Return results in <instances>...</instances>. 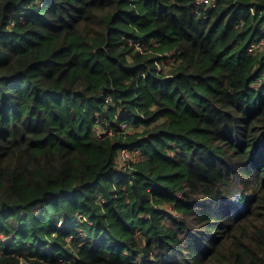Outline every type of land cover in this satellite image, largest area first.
<instances>
[{"label": "trees", "instance_id": "obj_1", "mask_svg": "<svg viewBox=\"0 0 264 264\" xmlns=\"http://www.w3.org/2000/svg\"><path fill=\"white\" fill-rule=\"evenodd\" d=\"M263 40L264 0H0V264H264Z\"/></svg>", "mask_w": 264, "mask_h": 264}, {"label": "built area", "instance_id": "obj_2", "mask_svg": "<svg viewBox=\"0 0 264 264\" xmlns=\"http://www.w3.org/2000/svg\"><path fill=\"white\" fill-rule=\"evenodd\" d=\"M198 1L203 2V1H210V0H198ZM263 43H264V40H263ZM137 153H138L137 150H134V149H130V148L121 149L119 153V161L120 162L133 161V158H136Z\"/></svg>", "mask_w": 264, "mask_h": 264}, {"label": "rangeland", "instance_id": "obj_3", "mask_svg": "<svg viewBox=\"0 0 264 264\" xmlns=\"http://www.w3.org/2000/svg\"><path fill=\"white\" fill-rule=\"evenodd\" d=\"M137 158H133V160H136ZM128 162H124L122 161L121 164L125 167L127 165Z\"/></svg>", "mask_w": 264, "mask_h": 264}, {"label": "water", "instance_id": "obj_4", "mask_svg": "<svg viewBox=\"0 0 264 264\" xmlns=\"http://www.w3.org/2000/svg\"><path fill=\"white\" fill-rule=\"evenodd\" d=\"M103 88H105V87H103Z\"/></svg>", "mask_w": 264, "mask_h": 264}]
</instances>
